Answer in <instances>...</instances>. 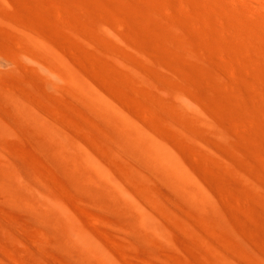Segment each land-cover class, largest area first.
<instances>
[{
	"label": "rangeland",
	"instance_id": "obj_1",
	"mask_svg": "<svg viewBox=\"0 0 264 264\" xmlns=\"http://www.w3.org/2000/svg\"><path fill=\"white\" fill-rule=\"evenodd\" d=\"M245 1L0 0V264H264V13Z\"/></svg>",
	"mask_w": 264,
	"mask_h": 264
},
{
	"label": "bare ground",
	"instance_id": "obj_2",
	"mask_svg": "<svg viewBox=\"0 0 264 264\" xmlns=\"http://www.w3.org/2000/svg\"><path fill=\"white\" fill-rule=\"evenodd\" d=\"M237 1L241 2V0H232V1L230 0V2H237ZM242 1H244V0H242ZM163 2H164V0H163ZM176 2H177L178 4H180L178 1H176ZM176 2H175V3H176ZM245 2H249L253 7H254V6H255V7H256V6H261V7H263L262 10H261V7H260V10L264 13V11H263V10H264V0H246ZM173 3H174V2H173ZM234 4H235V3H234ZM234 4H233V5H234ZM238 4H239V3H238ZM241 4H242V2H241ZM175 6H176V5H175ZM177 6H178V5H177ZM180 6H181V5H180ZM182 6H183V5H182ZM236 6H237V5H236ZM249 12H250V10H249ZM250 13H251V12H250ZM252 13H254V12H252ZM114 14H115V13H114ZM114 14H113V16H115L117 13H116L115 15H114ZM250 15H251V14H250ZM250 15H249V16H250ZM254 16L256 17L257 15H253V17H252V16H251V17L254 18ZM117 17H118V15H117ZM257 17H258V16H257ZM118 18H119V17H118ZM118 18H117V19H118ZM115 19H116V18H115ZM254 19H255V18H254ZM113 20H114V19H113ZM256 22H257V21H256ZM256 24H257V23H256ZM261 24H262V22H261ZM263 24H264V23H263ZM263 24H262V26H263ZM258 26H259V25H258ZM46 41H47V40H46ZM37 48H38V47H37ZM44 48H45V47H44ZM35 50H36V49H35ZM38 51H39V50H38ZM27 54H29V53H27ZM41 54H42V53H41ZM25 55H26V54H25ZM58 55H59V54H58ZM28 56H30V55H28ZM45 56H46V55H45ZM50 56H51V55H50ZM47 57H48V56H47ZM60 57H61V56H60ZM48 59H50V58L48 57ZM59 60H60V59H59ZM53 61H54V60H53ZM60 61H61V60H60ZM62 62H63V61H62ZM56 64H57V63H56ZM50 65H51V64H50ZM56 66L59 68L58 64H57ZM60 67H61V66H60ZM51 68H52V67H51ZM63 71H64V70H63ZM64 72H66V71H64ZM66 73H67V72H66ZM58 74H59V73H58ZM82 76H83V75H82ZM69 77H70V76H69ZM71 79H72V78H71ZM71 79H70V81L72 82ZM93 80L96 81V79H93ZM73 81L75 82V84H76V86H77V89L80 90V92H81V91H82L81 88L83 89V87H80V86L78 85V82L75 81L74 79H73ZM74 82H73V83H74ZM96 82H97V81H96ZM94 83H95V82H94ZM98 83H99V80H98ZM99 84H100V83H99ZM94 85H95V84H94ZM99 88H100V87H99ZM101 90H102V89H101ZM74 91H76V89H74ZM76 92L78 93L79 91H76ZM78 94H79V93H78ZM79 95H80V94H79ZM177 95H178V94H177ZM82 97L84 98L85 96H82ZM87 99H88V98H87ZM88 100H89V99H88ZM95 101H96V100H95ZM124 110H125V109H124ZM118 111H119V110H118ZM109 115H110V114H109ZM111 115H112V114H111ZM112 117H113V116H112ZM114 117H115V115H114ZM115 118H118V117H115ZM125 118H127V117H125ZM119 119L122 120L121 118H119ZM119 119H118V120H119ZM120 120H119V121H120ZM119 121H118V122H119ZM123 121H124V120H123ZM125 122H126V121H125ZM129 122H130V121H129ZM122 123H123V122H122ZM127 123H128V122H127ZM127 123H125L127 126L124 125V128L127 127V128H126L127 131L131 129L132 131H130V132H133V131H134V132L136 133V134H133V135H135V137H137V135H138L139 138L142 137L143 133H142V135L139 136V134L141 133L140 129L137 128V129H138V130H137V129L135 128V129L137 130V132L139 133V134H138V133L136 132V130H134L135 125H134V127H132V126L129 125L130 123H129V124H127ZM128 126H129V127H128ZM128 128H129V129H128ZM132 128H133V129H132ZM140 128H141V127H140ZM126 129H125V130H126ZM142 130H144V129L142 128ZM134 132H133V133H134ZM142 132H144V131H142ZM51 133H52V132H51ZM146 133H147V132H146ZM52 134L54 135V133H52ZM128 134H129V132H128ZM144 135H145V133H144ZM51 137H52V136H51ZM143 137H144V136H143ZM143 137H142L141 140H143V139L145 138V137H144V138H143ZM146 137H147V138H150L149 135H146ZM53 138H54V137H53ZM133 139H134V142H135L136 140H138V139L135 140V138H133ZM141 140H140V142H141ZM145 140H146V139H145ZM145 140H144V141H145ZM138 141H139V140H138ZM146 141H149V142H150L151 140H150V139H149V140L147 139ZM136 142H137V141H136ZM136 142H135V143H136ZM149 142H148V143L146 142L147 144L145 143V145H146V147H147L148 145H151V148H152L154 142H151L150 144H149ZM158 142H159V141H158ZM55 143H56V142H55ZM138 143H139V142H138ZM143 143H144V142H143ZM155 143H157V140H156ZM155 143H154V144H155ZM63 144H65V142H64ZM67 144H68V143H67ZM75 144H77V143L75 142ZM79 144H80V143H79ZM79 144H78V145H79ZM141 145H142V144H141ZM63 146L65 147V145H63ZM63 146H62V148H63ZM76 146H77V145H76ZM79 146L81 147V145H79ZM136 146H137V145L135 144V147H136ZM139 146H140V145L137 146V149H138V150H140V149H139V148H140ZM160 146H161V145H160ZM74 147H75V146H74ZM77 147H78V146H77ZM77 147H76V148H77ZM82 147H83V146H82ZM142 147H144V146H141V149H145V148H142ZM155 147H156L155 149H153V148H152V149H149V148H150V146H149V147H147V149L149 150V152H150V150H151V153H152V151H153V154H154V153H155V154L157 153V155H158V154L161 155L163 150H162L161 148H159L157 145H155ZM56 148H58V147L56 146ZM56 148H55V149H56ZM62 148H60V150H58V152L61 151ZM67 148H68V147H67ZM78 148H79V147H78ZM162 148H163V146H162ZM55 149H54V150H55ZM65 150H66V149H65ZM68 150H69V149H68ZM85 150H86V148H85ZM85 150H84V152H86ZM145 150H146V149H145ZM148 150H147V151H148ZM154 150L157 151V152H154ZM164 150H165V148H164ZM55 151H57V150H55ZM66 151H67V150H66ZM66 151H65V152H66ZM71 151H72V150H71ZM58 152H56V153H58ZM62 152H64V151L62 150ZM168 152H169V151H168ZM170 152H171V151H170ZM56 153H55V154H56ZM62 154H63V153H62ZM83 154H84V153H83ZM63 155H65V154H63ZM87 155H88V154H87ZM87 155H85V156H87ZM168 155H169V154H168ZM172 155H173V153H172ZM56 156H57V154H56ZM65 156H66V155H65ZM88 156H90V155H88ZM153 157H156V156L153 155ZM58 158H59V157H58ZM61 158H62V157H61ZM61 158H60V160H61ZM88 158H89V157H88ZM166 158H167V157H166V155H165V159H166ZM169 158H170V157H169ZM169 158H168V159H169ZM92 159H93V158H92ZM94 159H95V158H94ZM168 159H166V160L169 161V162H171L170 159H169V160H168ZM166 160H164V161H166ZM83 161H84V160H83ZM94 161H95V160H94ZM98 161H99V160H98ZM96 162H97V161H96ZM96 162H95V163H96ZM89 163H90V162H89ZM98 163H99V162H98ZM68 164H69V163H68ZM162 164H163V163H162ZM97 166H98V164H97ZM165 166H166V165H165ZM3 167H4V166H3ZM167 168H168V167H167ZM1 169H2V168H1ZM4 169H5V167H4ZM73 169H74V168H73ZM97 169H98V167H97ZM99 169H100V168H99ZM99 169H98V172H99ZM170 169H171V168H170ZM76 171H77V170H76ZM3 172H4V171H3ZM8 172H9V171H8ZM14 172H15V171H14ZM77 172H78V171H77ZM96 172H97V171H96ZM101 172H102V171H101ZM105 172H106V171H105ZM4 173H5V172H4ZM11 173H12V170H11ZM77 174H78V173H77ZM79 174H80V173H79ZM101 174H102V173H100V175H101ZM105 174H106V173H105ZM102 175H103V174H102ZM9 176H10V175H9ZM9 176H8V177H9ZM17 176H18V175H17ZM95 176H96V175H95ZM107 176H108V175H107ZM101 178H102V177H101ZM103 178H104V176H103ZM9 179H10V178H9ZM12 179H13V178H12ZM17 179H19V181H20L22 184L25 183L22 179H20V176L17 177ZM81 179H82V178H81ZM105 179H106V178H105ZM107 179H108V178H107ZM21 180H22L23 182H22ZM90 180H91V179H90ZM194 180H195V179H194ZM16 181H17V180H15V182H16ZM107 181H108V180H107ZM104 182H106V181H104ZM112 182H113V181H112ZM17 183H18V182H17ZM185 183H186V182H185ZM111 184L113 185V183H111ZM114 184H116V183H114ZM18 185H19V184H18ZM112 185H111V186H112ZM117 185H118V184H116V186H117ZM197 185H198V184H197ZM22 186H23V185H22ZM22 186H21V187H22ZM27 186H28V185H27V183H26V187H27ZM92 186H93V185H92ZM113 186H114V185H113ZM116 186H115L114 188H117V189H118L119 186H117V187H116ZM93 187H95V186H93ZM3 188H4V187H3ZM7 188H9V187L7 186ZM22 188H23V187H22ZM195 188H196V187H195ZM29 189L31 190L32 187L29 186ZM203 189H204V188H203ZM6 190H7V189H6ZM24 190H25V188H24ZM97 190H98V189H97ZM97 190H96V191H97ZM193 190H194V189H193ZM33 191H35V190L33 189ZM36 191H37V190H36ZM203 191H204V190H203ZM6 192H7V191H6ZM28 192H29V191H28ZM37 192H38V191H37ZM37 192H36V193H37ZM97 192H98V191H97ZM193 192H194V191H193ZM196 192H197V190H196ZM196 192L193 193L195 196L197 195V194H195ZM32 193H33V192H32ZM36 193H35V194H36ZM188 193H189V192H187L186 194L189 195ZM191 193H192V191H191ZM35 194H33V195H35ZM206 194H207V192H206ZM31 195H32V194H31ZM37 195H38V194H37ZM190 195H192V194H190ZM194 195H193V196H194ZM193 196H191V197L193 198ZM197 196H198V195H197ZM202 196H203V195H201V197H202ZM204 196H205V195H204ZM186 197H187V196H186ZM208 197H210V196H208ZM208 197L205 198L206 200H205V204H204V205H206L207 208H208V207L212 208V202H211L210 198H208ZM34 198H37V197L35 196ZM42 198H44V197L42 196ZM42 198H41V199H42ZM55 198H56V197H55ZM192 198L188 199V197H187V199H188L189 202H190V200H191ZM202 198H204V197H202ZM41 199H39V200H41ZM47 199H48V198H47ZM194 199H195V198H194ZM59 200H60V199H59ZM192 200H193V199H192ZM199 200H200V199H199ZM201 200H202V199H201ZM34 201H35V199H34ZM42 201H44V199H43ZM193 201H194V200H193ZM195 201H196V200H195ZM44 202H45V201H44ZM48 203H49V202H48ZM191 203H192V201H191ZM195 203H197V201H196ZM43 204H44V203H43ZM60 204H62V203H60ZM45 205H47V204H45ZM50 205H53V204H50ZM50 205H47V207L50 206ZM193 205L196 207V204H193ZM53 206H54V205H53ZM57 206H58V205H57ZM59 206H60V205H59ZM194 206H192V208H194ZM54 207H55V206H54ZM55 208H56V207H55ZM59 208H60V207H59ZM59 208H58V210H59ZM63 208H64V207H63ZM197 208H199V207H197ZM56 209H57V208H56ZM60 210H63V209L60 208ZM64 210H65V209H64ZM64 210H63V211H64ZM66 210H67V209H66ZM68 210H69V209H68ZM196 210H197V209L195 208V211H196ZM200 210H201V209H200ZM200 210H198V211H200ZM42 211H43V210H42ZM60 212H61V211H60ZM43 213H45V212H43ZM58 213H59V211H58ZM59 214H60V213H59ZM62 214H63V212H62ZM62 214H60V215H62ZM57 216H59V215H57ZM66 217H67V216H66ZM68 217L70 218V216H68ZM69 218H67V220H68ZM71 218H72V217H71ZM64 220H65V218H64ZM72 221H73V220H72ZM75 221H76V220H75ZM68 222H69V221H68ZM70 223H71V224L73 223V226H74V222H71V220H70ZM75 223H76V222H75ZM77 227H78V226H77ZM79 227H80V226H79ZM83 228H84V227H82V231H83ZM84 230H86V229H84ZM66 231H67V229H66ZM69 232L71 233L72 231L69 229ZM69 232H68V233H69ZM71 234H74V232H72ZM69 236H72V235L69 234ZM69 236H68V237H69ZM73 236H76V238H77V235H73ZM73 236H72V238H73ZM70 238H71V237H70ZM80 238H81V237H79L78 240H79ZM82 238H83V239H80V240H81L80 243H81L82 248H83V246H85L83 242L86 243L87 241H83V240H86L85 237H82ZM84 238H85V239H84ZM73 239H74V238H73ZM82 241H83V242H82ZM71 242H72V240H71ZM78 242H79V241H78ZM72 243H74V241H73ZM76 244H79V243L76 242ZM87 245H88V244H87ZM92 245H93V243H92ZM86 247L88 248V246H86ZM87 248L84 249V250H87ZM91 254H94V253H91ZM94 255H95V254H94ZM94 255H93V256H94ZM101 258H102V256H101ZM106 263L109 264V262H106ZM112 263L114 264V262H112ZM110 264H111V262H110Z\"/></svg>",
	"mask_w": 264,
	"mask_h": 264
}]
</instances>
